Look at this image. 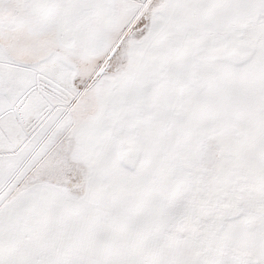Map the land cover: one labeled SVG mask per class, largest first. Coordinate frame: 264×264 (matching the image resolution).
<instances>
[{
    "label": "snow or ice",
    "instance_id": "6c2138e0",
    "mask_svg": "<svg viewBox=\"0 0 264 264\" xmlns=\"http://www.w3.org/2000/svg\"><path fill=\"white\" fill-rule=\"evenodd\" d=\"M21 28L53 39L20 59L4 40ZM260 63L264 0H0V264H264V183L242 162L246 142L264 156V86L244 115L222 88ZM91 97L97 113L82 125ZM78 164L86 200L115 191L116 174L155 175L145 205L102 222L110 230L137 212L136 246L67 235L33 245L27 228L52 202L78 203L38 174L67 165L75 184ZM249 225L256 241L225 252ZM179 247L186 258H165Z\"/></svg>",
    "mask_w": 264,
    "mask_h": 264
},
{
    "label": "rangeland",
    "instance_id": "374dc122",
    "mask_svg": "<svg viewBox=\"0 0 264 264\" xmlns=\"http://www.w3.org/2000/svg\"><path fill=\"white\" fill-rule=\"evenodd\" d=\"M113 15L118 16L120 13L114 11ZM32 23L39 25L41 22L33 20ZM89 24L98 28L101 24V18L91 16ZM52 39L53 31L51 28L38 29L35 33L27 28H21L7 35L4 42L6 46L20 53L18 58L27 59L32 50L50 42ZM258 86H264V63H260L253 68L246 66L241 69V75L226 81L222 88L227 91V99L233 108L244 115L251 111L252 94ZM97 108L96 98L91 97L86 106L77 114V121L82 125H87L95 118ZM242 123L248 122L242 121ZM231 127L237 131L241 130L240 124ZM260 135L264 137V126L260 130ZM246 144L247 150L242 157L243 170L247 171L254 181L264 183V156L257 155L255 144L251 142H246ZM73 147L75 146L73 145ZM82 163L83 161L80 162V164ZM80 164L77 165L80 179L75 184H72L64 175L65 170H70L67 165L64 169L53 166L47 172L38 174L47 181L61 185V191L67 201L78 203L73 205L65 201L52 202L48 214L36 219L27 228L33 245L38 249H43L55 243L58 236L67 235L74 245L100 243L136 246L140 242L136 228L139 219L137 212H132L126 222L115 225L110 230L104 229L102 222L105 218L113 215L117 209H135L145 205L152 197L153 185L156 183L155 175L124 180L119 174H116L112 177V182L117 185L115 191L101 193L96 200H86L89 193V183L86 166L80 167ZM100 207H103L104 211L98 215L97 209ZM256 239L257 230L249 225L247 228L239 230L235 236L226 238L224 250L231 253L235 248L241 254H244L247 245L253 243ZM155 243L158 244L159 241ZM164 255L166 259L179 261L187 257L188 250L179 247L166 251Z\"/></svg>",
    "mask_w": 264,
    "mask_h": 264
}]
</instances>
